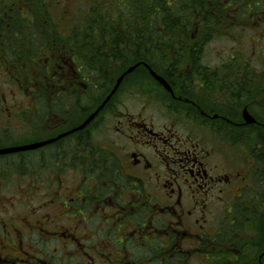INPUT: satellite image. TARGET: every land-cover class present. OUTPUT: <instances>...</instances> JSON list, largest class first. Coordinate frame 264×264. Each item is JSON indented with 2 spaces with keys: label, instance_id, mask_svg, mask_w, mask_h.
I'll list each match as a JSON object with an SVG mask.
<instances>
[{
  "label": "flooded vegetation",
  "instance_id": "af4514ba",
  "mask_svg": "<svg viewBox=\"0 0 264 264\" xmlns=\"http://www.w3.org/2000/svg\"><path fill=\"white\" fill-rule=\"evenodd\" d=\"M76 17L62 10L61 0H0V70L13 69L14 53L44 54L37 112L39 132L49 133L40 153L42 185L23 196L38 191V197L0 209V264H264V118L245 123L244 111L235 119L236 96L247 86L201 72L163 77L171 93L149 63L110 62L105 65L148 73L152 94L131 97L158 109L150 117L133 113L120 93L96 100L93 73L83 78L81 71L94 63L77 62V46L64 42L76 31ZM149 49L155 53L156 43ZM12 99L0 93V150L12 142L14 119L31 132L29 107ZM232 140L245 142L243 159L228 160L238 158L230 155ZM55 163L60 173L47 174ZM7 173L5 180H19ZM238 209H246L251 230L259 229L253 236L239 229Z\"/></svg>",
  "mask_w": 264,
  "mask_h": 264
},
{
  "label": "trees",
  "instance_id": "16d2710c",
  "mask_svg": "<svg viewBox=\"0 0 264 264\" xmlns=\"http://www.w3.org/2000/svg\"><path fill=\"white\" fill-rule=\"evenodd\" d=\"M260 5L262 0H94L88 16L82 20L80 27L76 26V31L64 42L68 46H77V53H75L77 62L94 63L92 67H81V71L83 78H90L92 75L89 72L93 73L90 79L91 90L97 100L111 91L117 76L125 71L124 67H112L105 65L106 63L124 62L128 65L147 62L158 74L167 79L173 78L172 72L179 70L173 65L176 60H180L178 54L181 52L187 54L190 62L199 59L201 43L188 45L187 39L191 31L200 29V22L203 24L201 35L205 37L208 34L214 38L216 34H225L232 30L236 11H240L238 14L243 16H259L261 15ZM243 28L246 29V27ZM243 28L240 27V29ZM151 31L155 35H152ZM155 43L157 51L152 53L149 46ZM121 45H125V49L121 51L107 49ZM43 56L44 54L40 53H14L13 69L0 70V75L9 82L14 77V83L22 87L21 80L15 74H22L28 70L36 100L41 101L39 96V93H42L41 69L38 63ZM247 67L246 65L242 68L239 63L237 68L233 67L232 71L225 67L229 78H238L239 89L244 87L241 84H244L243 80H246V76L248 77L244 74ZM210 70L214 71L209 68L193 67L189 75H174V78H193L200 76L201 72L208 74ZM4 72L8 73L6 78ZM240 95L241 92H239ZM22 159L24 160V157ZM39 173H41V165H38L36 176ZM238 215L239 229H244L243 226L249 223L246 209H238ZM238 264L246 263L242 260L238 261Z\"/></svg>",
  "mask_w": 264,
  "mask_h": 264
},
{
  "label": "rangeland",
  "instance_id": "374dc122",
  "mask_svg": "<svg viewBox=\"0 0 264 264\" xmlns=\"http://www.w3.org/2000/svg\"><path fill=\"white\" fill-rule=\"evenodd\" d=\"M60 1V0H59ZM104 1V0H103ZM107 1V0H106ZM62 3V10H71V14L73 16H77V26L83 23L82 20L88 16L90 13L91 7L94 4V0H61ZM264 0H262V5H260V11L261 15L259 16H243L241 14H238L240 11H236L234 13V16L236 19H233L234 24L232 25V30H229L225 34H216L217 36L212 38L208 34L203 37L201 35L203 30V24L200 22V29L194 32L191 31L189 38L187 39V44L190 43H201V49H200V55L199 59L196 61H189V56L183 52H181L179 55L180 60L175 61L176 64H180L179 70L176 69V71L172 72L173 76H180L182 75V72H185L186 70L191 71V69L194 67L191 65L192 63H202L208 67H212L211 69H214L217 67L218 69H214V71L210 70V75H214L215 77H228V73L226 72V68L233 69L237 68L238 63L243 67L246 65L247 70L244 73L246 76V81L244 83L245 87L244 92H241V95L237 94L236 96V118L237 120L241 121V118L243 117V112L248 111L249 114H251L255 119L257 120V123H261V119L264 118ZM87 14V15H86ZM196 22V20H195ZM194 22V23H195ZM240 27H246V29H240ZM213 35V33H212ZM188 50V49H187ZM189 51V50H188ZM203 59V60H201ZM200 60V61H199ZM174 63V62H173ZM226 67V68H225ZM144 70V69H140ZM139 70V71H140ZM138 72V71H137ZM132 72L128 74L121 82V84L117 88L116 96L120 93L121 95H125V104L129 109L133 111H139L144 110L145 114H143L146 117L152 116L154 111H156L158 108L156 107H150L149 104L146 102H141L139 100L140 97H131V95H139V94H152L151 91H148L150 89L149 87H153L154 81L152 77L146 73V72H139V73ZM158 74V73H157ZM18 79H20L22 83V87L17 86L14 83V77H12L11 82L7 81V79H4V76H2L0 80V93H6L13 96L14 102L18 104H24L29 107V114L32 116L30 121L31 123L29 126H27L29 129H31V132L29 134H26L24 131L27 130V128L24 126L23 130L19 129L23 126V122L19 119H14V134L12 137L13 144H9L8 148L13 147H21L25 145H31L36 143H43L46 137L49 135V133H41L38 131L39 129V114L37 112V106L40 103V100H36V96L34 94V86L31 84L29 78V71L25 70L22 72V74H15ZM160 75V74H159ZM162 76V75H161ZM209 78V75H205ZM119 75L117 76V79L115 80L116 84L119 79ZM164 77V76H163ZM200 77V76H196ZM145 78V79H144ZM194 78V77H193ZM173 79V78H172ZM114 82V83H115ZM113 83V84H114ZM188 83V82H186ZM112 84V86H113ZM182 82H178V85H182ZM190 84V83H188ZM191 85V84H190ZM252 85L256 86L255 90H252ZM113 89V88H112ZM110 92H114L115 90H112ZM211 88H205V91H210ZM222 90L226 88H221ZM41 93H39L40 95ZM92 94L93 90H92ZM129 95L126 99V95ZM91 97L92 95L89 94ZM219 99L222 100V102H225L226 96L222 95V92L220 94ZM137 101V102H135ZM190 104V103H188ZM146 106V107H145ZM184 108V107H183ZM223 109H226L224 106H222ZM223 112V111H221ZM245 121V120H244ZM246 123V121H245ZM111 126V130L114 129V127L117 125V121H112V123L109 124ZM109 130V129H108ZM249 130V129H248ZM247 129H242V131H245V133H249ZM256 131H259L258 133L260 136H262V131L258 129H254ZM241 131V132H242ZM33 132V133H32ZM110 132V130H109ZM35 133V134H34ZM245 133L242 132L241 140H244ZM26 134V135H24ZM253 135L256 137V134L253 133ZM100 140H104V136H98ZM44 138V139H43ZM260 138V137H259ZM106 139V138H105ZM233 144V151L230 154L231 156H238V158H229V161H235L239 158L245 157L244 152V143L240 141H235ZM237 142V143H236ZM11 143V142H10ZM254 146L256 143L253 144ZM222 147L225 148L229 152V148L225 147L224 144H222ZM46 156L48 159L53 158L54 156L51 155L50 147L46 148ZM40 153L41 148L31 151H24L19 153H14L6 156L0 157V196L4 197L5 202L4 204L1 203L0 209H8L6 208L5 204H10L11 201L15 202V205H18L20 203H26L28 204V200L35 197V199L38 197L39 192L36 191L34 195H29V197H23L27 196V188H31L34 186L42 185L41 182L37 181L36 174L38 173V165H40ZM24 157V160L22 159ZM10 159V165L8 163H3V161ZM48 163V161L46 162ZM222 163L228 167L226 164V160H222ZM243 163V162H242ZM7 165L9 166L8 169L10 171L6 170ZM59 166L53 165L51 169H46L47 174H58L60 173ZM7 171V172H5ZM3 172L9 174L15 175L16 178H19V180H5V177L3 176ZM40 174V173H39ZM38 174V175H39ZM33 177L34 180H33ZM69 179L71 177H68ZM71 184V183H69ZM34 205H37V202H34ZM245 227V231L247 234L253 236L255 231H259V229L251 230V225L248 223ZM261 235H259L260 238ZM259 239L257 241V246L259 245ZM257 247L256 245H254ZM246 264H260L259 262L253 261L247 262ZM191 264H200L197 261H193ZM222 264H225L224 262Z\"/></svg>",
  "mask_w": 264,
  "mask_h": 264
},
{
  "label": "water",
  "instance_id": "95a60500",
  "mask_svg": "<svg viewBox=\"0 0 264 264\" xmlns=\"http://www.w3.org/2000/svg\"><path fill=\"white\" fill-rule=\"evenodd\" d=\"M136 69V67L131 68L127 74L133 72ZM154 77L162 84L164 85L169 91H171V88L169 87V85L165 82V80L161 77H158L154 74ZM124 79V76L121 77L118 81V85L121 84L122 80ZM117 85V86H118ZM117 88V87H116ZM95 117V115H93L86 123L84 126H86L93 118ZM245 119L247 121L248 124H254L256 122V120L249 114H245ZM45 143H38V144H33V145H28V146H23V147H16V148H10V149H6V150H0V155L2 154H13V153H18V152H24V151H31V150H36L39 149L40 147L44 146Z\"/></svg>",
  "mask_w": 264,
  "mask_h": 264
}]
</instances>
